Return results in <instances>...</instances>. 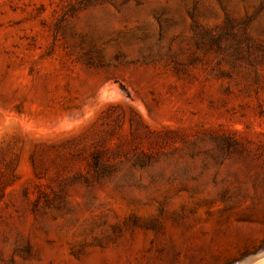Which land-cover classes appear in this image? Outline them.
I'll return each instance as SVG.
<instances>
[{
    "label": "rangeland",
    "instance_id": "374dc122",
    "mask_svg": "<svg viewBox=\"0 0 264 264\" xmlns=\"http://www.w3.org/2000/svg\"><path fill=\"white\" fill-rule=\"evenodd\" d=\"M0 264H264V0H0Z\"/></svg>",
    "mask_w": 264,
    "mask_h": 264
}]
</instances>
